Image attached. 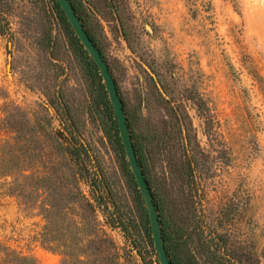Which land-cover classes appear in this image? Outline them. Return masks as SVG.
Masks as SVG:
<instances>
[{
  "label": "rangeland",
  "instance_id": "1",
  "mask_svg": "<svg viewBox=\"0 0 264 264\" xmlns=\"http://www.w3.org/2000/svg\"><path fill=\"white\" fill-rule=\"evenodd\" d=\"M70 1L116 80L171 260L264 264V0ZM24 116L71 153L22 178V203L0 180V245L34 264H161L104 78L53 0H0V119Z\"/></svg>",
  "mask_w": 264,
  "mask_h": 264
},
{
  "label": "trees",
  "instance_id": "2",
  "mask_svg": "<svg viewBox=\"0 0 264 264\" xmlns=\"http://www.w3.org/2000/svg\"><path fill=\"white\" fill-rule=\"evenodd\" d=\"M62 16L64 11L58 0H53ZM27 126V127H26ZM36 122L29 116L22 118L4 117L0 119V180L1 186L6 187L8 192L16 196L19 200L24 199L25 183L22 178L31 179V185L35 182L39 173L50 175L57 164L51 159L56 152H61L63 157L68 158L71 153L69 139L63 132H48L47 144L41 145V136H37ZM118 132V129L116 130ZM118 135V134H117ZM46 141V140H44ZM40 142V145L37 143ZM78 153L80 149L77 148ZM42 153V154H41ZM41 155L48 159L41 160ZM26 172H29L26 175ZM77 180L83 175V168L80 165L76 170H71ZM33 188V186H32ZM165 241L168 246V235L164 233ZM172 253V252H171ZM172 261L174 264H181L179 254L173 253ZM0 264H34L28 256L22 252L12 250L10 247L0 245Z\"/></svg>",
  "mask_w": 264,
  "mask_h": 264
},
{
  "label": "water",
  "instance_id": "3",
  "mask_svg": "<svg viewBox=\"0 0 264 264\" xmlns=\"http://www.w3.org/2000/svg\"><path fill=\"white\" fill-rule=\"evenodd\" d=\"M58 2L61 8L63 9L66 17L68 18L69 22L71 23L72 27L74 28L76 34L78 35L88 52L91 54L101 71L111 102L114 107V111L120 129V134L132 167V171L136 178L137 184L139 185L140 190L148 204L154 243L159 254L160 262L161 264H173L164 244V236L162 234L161 221L157 209V204L155 202L154 194L138 158L128 118L125 112L123 100L120 96L116 80L110 70L109 64L105 60L101 50L98 48L94 40L89 35L87 29L82 23L71 1L58 0Z\"/></svg>",
  "mask_w": 264,
  "mask_h": 264
}]
</instances>
